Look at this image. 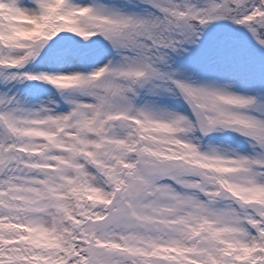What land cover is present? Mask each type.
<instances>
[{
	"label": "snow or ice",
	"instance_id": "snow-or-ice-1",
	"mask_svg": "<svg viewBox=\"0 0 264 264\" xmlns=\"http://www.w3.org/2000/svg\"><path fill=\"white\" fill-rule=\"evenodd\" d=\"M0 264H264V0H0Z\"/></svg>",
	"mask_w": 264,
	"mask_h": 264
}]
</instances>
